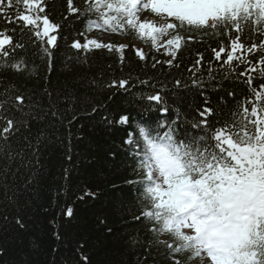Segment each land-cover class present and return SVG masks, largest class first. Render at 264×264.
Returning a JSON list of instances; mask_svg holds the SVG:
<instances>
[{
    "label": "snow or ice",
    "instance_id": "obj_1",
    "mask_svg": "<svg viewBox=\"0 0 264 264\" xmlns=\"http://www.w3.org/2000/svg\"><path fill=\"white\" fill-rule=\"evenodd\" d=\"M51 2L54 0H0V196L9 205L18 200L7 177L10 173L15 176L20 167H31L29 153L36 155L32 122L50 116L62 123L79 102L72 93L61 98L46 89L49 102L45 109L34 93L13 79L14 75L31 78L34 74L30 47L39 49L49 62L60 47L63 25L50 18ZM65 3L64 19L75 17L85 25V31L77 33L82 39L69 45L77 54L75 59L80 53L105 50L117 54L123 65L128 49L139 61L149 59L143 48L87 35L93 30L134 34L155 52L163 50L168 59L153 56V70L165 65L179 69V54L186 46L206 43L204 37L215 41L216 46H209L210 58L196 52L186 69L187 78L136 77L133 82L129 76L91 83L124 92L147 88L136 94L146 104L142 112L161 116L154 123L137 121L135 131H128L122 140L137 177L127 181L137 185L140 212L134 220L146 232L145 241L133 239L131 246L140 243L149 254L155 250L169 264H264V0ZM226 82L243 85L239 96L224 88ZM209 88L218 93L215 103L207 95ZM189 96L191 103L185 104ZM170 99L176 107L170 105ZM59 103L67 107L61 111ZM97 110L92 107V113ZM105 111L102 123L107 127L132 126L129 114ZM68 123L70 126L72 121ZM20 136L22 143L17 139ZM41 142L42 136H38L37 150ZM13 164L18 165L15 172ZM65 215L72 217L73 209L67 207ZM15 223L19 229L26 227L19 215ZM83 248L82 243L77 251L86 264ZM5 255L0 247V258ZM143 264H147V256Z\"/></svg>",
    "mask_w": 264,
    "mask_h": 264
},
{
    "label": "trees",
    "instance_id": "obj_2",
    "mask_svg": "<svg viewBox=\"0 0 264 264\" xmlns=\"http://www.w3.org/2000/svg\"><path fill=\"white\" fill-rule=\"evenodd\" d=\"M75 2L80 5L82 0ZM48 12L53 22L63 25L59 49L49 62L39 49L33 51L30 47L28 55L32 61L30 67L35 66L34 74L31 78L14 75L13 79L34 93L45 109L49 102L46 89L61 98L65 93H72L79 97V102L64 115L62 123L50 116L32 122L31 137L33 151H36L35 157L29 153L32 166L20 167L15 176L10 173L7 177L12 191H16L18 203L9 205L0 196V247L6 250L0 264H85L77 251L82 243L83 256L88 258L86 264H143L145 256L147 264H169L155 250L149 254L140 243L136 247L130 244L133 239L145 241L146 232L144 225L134 220L140 212L137 185L127 181L137 177L132 170L135 165L122 143L128 131H135L137 121L154 123L161 116L158 112L150 115L142 112L146 104L137 100L136 94L147 92V88L138 86L124 92L96 87L91 82L102 84L129 76L133 82L136 77L167 78L169 81L187 78L186 69L196 52H204L206 58H210L209 46H216L215 41L204 37L206 43L186 46L179 54V69H168L165 65L153 70V56L159 60L168 58L134 34L124 36L127 44L143 42L145 52L149 53L147 62L139 61L131 49L126 50L123 65L117 54L105 50L80 53L79 59H75L77 54L69 45L74 39H82L77 33L85 31V25L75 17L64 19L67 15L65 0L51 2ZM197 39H200L199 34ZM224 88L236 91L239 96L243 85L226 82ZM207 95L215 103L218 93L209 88ZM191 99L189 96L184 103H191ZM196 99L199 102L198 96ZM169 103L173 108L177 106L171 99ZM93 106L98 107L95 113H92ZM58 107L62 111L67 105L59 103ZM106 108L129 114L132 126L109 128L104 125L102 117L106 115ZM168 115H173L171 110ZM69 121H72L70 126ZM38 136H42V142L37 150ZM17 139L23 142V136ZM17 166L12 165L13 172ZM86 192L95 195L87 196ZM81 196L84 198L80 199ZM67 207L73 209L72 217L65 215ZM18 215L23 218L24 229H19L15 223Z\"/></svg>",
    "mask_w": 264,
    "mask_h": 264
},
{
    "label": "rangeland",
    "instance_id": "obj_3",
    "mask_svg": "<svg viewBox=\"0 0 264 264\" xmlns=\"http://www.w3.org/2000/svg\"><path fill=\"white\" fill-rule=\"evenodd\" d=\"M144 16L150 18V19H155V17H153L150 13H144ZM88 35L90 37H95L97 38L98 40H101V41H104V42H113V43H116L109 35H106V34H98L96 32H89ZM120 40L121 42L119 43H125L126 41H123L122 39H118ZM135 47L136 48H143V45L140 43V42H135ZM163 52V50H161V53Z\"/></svg>",
    "mask_w": 264,
    "mask_h": 264
}]
</instances>
